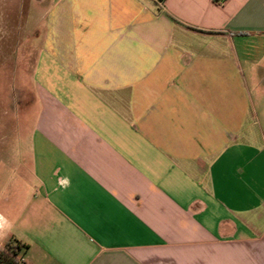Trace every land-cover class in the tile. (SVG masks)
<instances>
[{"label":"crops","instance_id":"1","mask_svg":"<svg viewBox=\"0 0 264 264\" xmlns=\"http://www.w3.org/2000/svg\"><path fill=\"white\" fill-rule=\"evenodd\" d=\"M3 1L35 61L0 95V251L264 264V0Z\"/></svg>","mask_w":264,"mask_h":264},{"label":"rangeland","instance_id":"2","mask_svg":"<svg viewBox=\"0 0 264 264\" xmlns=\"http://www.w3.org/2000/svg\"><path fill=\"white\" fill-rule=\"evenodd\" d=\"M18 8L19 5L16 3L9 4L5 3L3 0H0V95L3 97L15 95V77L17 75H23V77L27 78L28 80V78H30L29 76L31 75V66L33 61H35V51H17L18 46L20 47L19 41L17 39H19L20 36H17L16 39L15 35L8 34L9 31L11 32L14 30V24L7 25V21H9V23H14L16 21ZM16 43H18V45ZM30 86L31 84L28 82L23 83L22 104L24 107L29 106L31 102L32 92Z\"/></svg>","mask_w":264,"mask_h":264},{"label":"trees","instance_id":"3","mask_svg":"<svg viewBox=\"0 0 264 264\" xmlns=\"http://www.w3.org/2000/svg\"><path fill=\"white\" fill-rule=\"evenodd\" d=\"M164 1V0H163ZM216 1V0H215ZM15 245L6 244L0 251V264H16V257L19 252L26 247L19 243L14 242Z\"/></svg>","mask_w":264,"mask_h":264},{"label":"clouds","instance_id":"4","mask_svg":"<svg viewBox=\"0 0 264 264\" xmlns=\"http://www.w3.org/2000/svg\"><path fill=\"white\" fill-rule=\"evenodd\" d=\"M11 228V223L6 220L3 215H0V234H2L5 230Z\"/></svg>","mask_w":264,"mask_h":264},{"label":"built area","instance_id":"5","mask_svg":"<svg viewBox=\"0 0 264 264\" xmlns=\"http://www.w3.org/2000/svg\"><path fill=\"white\" fill-rule=\"evenodd\" d=\"M151 2H154L159 7L163 4V0H151Z\"/></svg>","mask_w":264,"mask_h":264}]
</instances>
